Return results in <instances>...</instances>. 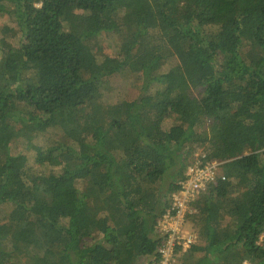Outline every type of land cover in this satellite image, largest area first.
Returning <instances> with one entry per match:
<instances>
[{"label": "trees", "instance_id": "trees-1", "mask_svg": "<svg viewBox=\"0 0 264 264\" xmlns=\"http://www.w3.org/2000/svg\"><path fill=\"white\" fill-rule=\"evenodd\" d=\"M0 17V264H148L196 148L220 164L182 262L264 264V0H0Z\"/></svg>", "mask_w": 264, "mask_h": 264}, {"label": "built area", "instance_id": "built-area-1", "mask_svg": "<svg viewBox=\"0 0 264 264\" xmlns=\"http://www.w3.org/2000/svg\"><path fill=\"white\" fill-rule=\"evenodd\" d=\"M219 164L206 159L200 149L187 158L183 177L178 182L180 187L170 195V206L157 220L155 232L161 241L157 257L148 264H184L181 255L197 242L188 217L196 212L194 203L198 195L215 180Z\"/></svg>", "mask_w": 264, "mask_h": 264}, {"label": "rangeland", "instance_id": "rangeland-1", "mask_svg": "<svg viewBox=\"0 0 264 264\" xmlns=\"http://www.w3.org/2000/svg\"><path fill=\"white\" fill-rule=\"evenodd\" d=\"M5 21H8V19L6 17H0V23H3ZM12 25V22L10 23ZM89 25H92L95 29H98L100 27H102V24L98 21H96L95 19H91V21L89 22ZM101 29V28H100ZM99 30V29H98ZM97 42V47L96 48H101L103 53H110L112 54V45H113V41H114V37L113 35L109 34L108 32H100L95 38H94ZM171 66V62H169V64H166L163 68L162 71H168L170 69ZM132 73L126 72L124 73V77L122 76L121 79H116L114 82V85L117 86L118 88L120 86H124L127 84H130V86H132V81L134 76ZM120 85V86H119ZM134 94V89H131L128 93V95H133ZM59 131V130H58ZM53 135H57V131H52L50 132ZM197 149L200 148H196L193 153L195 151H197ZM259 243L261 245H264V235H261L259 238Z\"/></svg>", "mask_w": 264, "mask_h": 264}]
</instances>
